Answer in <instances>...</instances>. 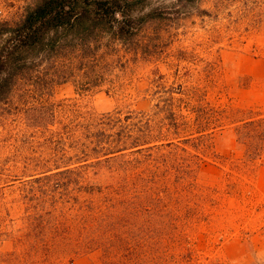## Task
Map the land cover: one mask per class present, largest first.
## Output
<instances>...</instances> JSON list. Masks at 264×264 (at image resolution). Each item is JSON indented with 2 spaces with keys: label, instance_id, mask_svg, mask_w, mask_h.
Here are the masks:
<instances>
[{
  "label": "rangeland",
  "instance_id": "1",
  "mask_svg": "<svg viewBox=\"0 0 264 264\" xmlns=\"http://www.w3.org/2000/svg\"><path fill=\"white\" fill-rule=\"evenodd\" d=\"M31 1L0 0V21L18 20ZM141 41L137 52L108 49L100 88L81 91L68 81L48 93L23 86L0 104V264H110L115 247L48 259L17 243L27 212H37L40 203L32 189L47 184L32 180L70 161L81 120L153 113L157 103L170 102L178 115L210 119L213 131L204 141L160 153L170 168L168 184L176 186L184 172L194 184L184 191H192L191 208L163 247L166 262L264 264V151L251 160L235 134L236 123L264 114V0H197L181 18L148 26ZM156 165L147 176L138 175L139 185H153L164 174L153 173ZM144 227L150 237L152 226ZM137 236L136 230L118 250L121 264H140V253L155 249Z\"/></svg>",
  "mask_w": 264,
  "mask_h": 264
},
{
  "label": "trees",
  "instance_id": "2",
  "mask_svg": "<svg viewBox=\"0 0 264 264\" xmlns=\"http://www.w3.org/2000/svg\"><path fill=\"white\" fill-rule=\"evenodd\" d=\"M196 2L32 0L18 20L0 21V104L23 86L48 93L68 81L81 91L102 87L101 60L112 45L137 52L143 48L141 39L148 26L181 18ZM155 109L81 120L70 161L32 180L47 184L32 189L31 196L40 203L34 206L37 212H27L29 222L17 243L48 259L75 256L92 247H115L109 263L121 264L118 250L137 230V241L155 247L140 253V264H168L163 247L170 229L178 230L183 211L191 208L192 191H184L193 183L184 172L176 186L168 184L170 168L160 153L180 143L204 141L213 130L210 119L178 115L171 102L157 103ZM235 134L251 160L260 158L264 114L236 123ZM156 163L153 173L164 174L153 185L147 180L139 185L138 175L147 176ZM36 216L38 223L33 220ZM144 225L152 226L150 237Z\"/></svg>",
  "mask_w": 264,
  "mask_h": 264
}]
</instances>
